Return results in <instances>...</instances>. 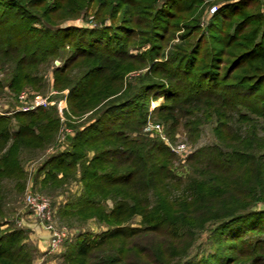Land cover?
<instances>
[{"label":"trees","instance_id":"trees-1","mask_svg":"<svg viewBox=\"0 0 264 264\" xmlns=\"http://www.w3.org/2000/svg\"><path fill=\"white\" fill-rule=\"evenodd\" d=\"M217 2L202 31L203 0H0V69L8 67L0 94L6 86L14 94L44 92L43 71L66 53L51 73L52 87L68 90L70 116L103 103L75 128L68 148L31 174L22 154L57 144L56 108L0 114V219L10 195L24 201L28 178L40 194L73 181L75 193L65 187L58 205L51 203L54 214L107 229L75 231L60 244V264H264V209H254L264 203V4ZM93 7L99 26L59 27ZM181 29L180 42L160 60L165 39ZM131 46L147 49L131 54ZM131 63L147 69L124 81L137 68ZM160 97L154 109L171 137L182 126L197 138L201 125L215 121L217 143L186 157L191 172L183 180L170 147L139 132L148 102ZM2 223L0 264H33L38 248L26 230ZM205 228L221 244L196 260L187 252ZM250 230L262 235L244 236Z\"/></svg>","mask_w":264,"mask_h":264},{"label":"rangeland","instance_id":"rangeland-1","mask_svg":"<svg viewBox=\"0 0 264 264\" xmlns=\"http://www.w3.org/2000/svg\"><path fill=\"white\" fill-rule=\"evenodd\" d=\"M231 1H237V0H231ZM205 6L204 9L200 15V27L202 29V31H204V29L207 26V23L209 21L210 16L207 13V9L211 4H217L220 5L219 2H217V0H203ZM261 3V7L264 4V0H260ZM96 6V5H94ZM95 12V7H93V9H90L88 11L87 14H83L80 13L79 15H77L75 18L73 17H67V18H63V20H60V23L58 24L59 27H63V26H67V25H76V26H86V27H95V26H99V23L97 20H95L93 13ZM104 24H109L108 20H105L101 25ZM57 25V26H58ZM182 28V27H180ZM183 29L181 30H176L172 36H168L165 39V42L163 43L162 47L163 49V56L162 58H160V60L166 59L168 54L173 50V48L180 42L179 41V35L182 34ZM146 35H143V38L145 40V38L147 37L148 33H145ZM133 46V45H132ZM130 47L129 48V52L131 54H139L141 52H144L147 48H145L144 46L142 47ZM65 50H69L71 49V46H67L65 45ZM66 55V53H62L60 57L55 58L51 63H50V67L46 68L45 71H43V76L46 82V89L44 90V92H36L34 90H32L31 87H25L23 88L19 93L14 94L11 91L8 90V87L6 86L4 89L3 94H0V114H10L14 111H16V109L22 105V103L19 101L18 99V95L21 92H25L27 95V99H26V105H31L33 104L35 98H47V104L43 105L42 107L48 109L49 107H55L57 114L59 115V125L60 127L58 128L57 134H56V143L53 145V148L48 147V149L44 150V152H38L35 154H29L24 152L22 154V157H25V167L28 169V171L33 173L32 169L35 168L36 165L40 164L42 162V160L48 156L49 154H53L55 152H57L56 150L60 149H66L68 148V145L71 141V137L73 136L74 132H75V128L76 127H80V126H84L86 123H88L89 120L93 119L91 117L94 116L95 111L100 108V106H102L103 103H101L98 108H94L91 111L86 112L83 115L80 116H70L69 110H68V105L66 102V94L68 92L67 89H63L62 91H57L56 89H54L52 87V73H51V68L54 67H58L62 64L63 59L65 58L64 56ZM133 63L130 64L131 67H137V66H144L146 65V63L140 65L139 63H135L134 65H132ZM147 69V67H137V68H132L130 69V71L126 72V74L124 75V81L127 80H131L132 78L141 76L144 74L145 70ZM8 73V67L6 66L4 69H0V81H2L5 77L6 74ZM138 75V76H137ZM126 81V82H127ZM124 91V92H123ZM127 91V89L125 88V82L122 88L123 93L121 94H125V92ZM118 95V94H117ZM163 98H156V99H152L151 101L148 102V105L146 107V122L147 120L150 122H155V123H159L161 125V132H147L145 130V124L143 125V127L141 128V130L139 132L141 133H145V134H149V137L152 138H159L161 140H163V142L166 145H171L174 148L176 147V145L178 144H184L185 145V149L183 151H177L174 152V158H173V169L175 170V172L177 171V173H179V179H184V175H187L191 172L190 168H189V164L187 162H185V159L188 155H190L192 152H195L197 149H200L202 147H207V146H212L213 144L217 143V140L214 136V132L213 129L215 127V121L210 122V123H205L203 125L200 126L199 128V136L197 138H194L193 136L190 137V134H188V132L182 127L180 126L177 131L175 132V134L171 137L168 135L167 133V126L165 125V123H163L161 121V119L159 118V115L157 112H155V107L158 106L160 103L163 102ZM73 125H75V127H73ZM92 151L88 152V155H91ZM28 172V174H29ZM184 176V177H183ZM32 178H28L27 179V183H26V189L25 191L29 188L31 189V180ZM73 181L66 185L65 187L68 188L69 192H71V194L75 193L76 191V187L77 186H72ZM65 187L58 189L56 191H44L41 192V194L43 196H45L46 198L49 199L50 203L52 202H56L57 205L60 202V200H62V196H60L61 191H63L65 189ZM71 187V188H69ZM38 189V186H37ZM60 194V195H58ZM63 195V194H62ZM10 202L8 204H6V208H5V212H6V217L5 220H7V223H15V225L12 226H17V227H21L24 228L26 231V237H27V242L29 243V245H36V241L33 238V235L31 234V229L33 227V225L36 223L39 226H41L39 224V222L37 221L36 218H34L33 216V212L32 210L27 207L25 205V202L22 200V196H19V198H17L15 195H10ZM109 205H111V203H108ZM56 211V208H54ZM254 209L256 210H263L264 209V203H258L256 205V207H254ZM55 225L58 228H62L64 227L66 229V236L64 238L65 239H69L72 237V234L77 231V230H88L90 232H92L93 234H99L101 232H103L104 230H106V226L104 224H100L97 221L90 219L85 223H78V222H73L68 223L66 219H60L58 218L55 214ZM4 218L0 219V223H2V221L4 220ZM140 221L139 217H135L132 221L131 224L132 225H138ZM3 224V223H2ZM69 227H68V226ZM11 226H8L7 224H3L1 225V229L5 230L10 228ZM41 228L43 229V227L41 226ZM44 230V229H43ZM46 231V230H45ZM197 233V231H196ZM199 235L197 236V234L194 237V241H192V244L190 245L189 249H188V254L191 257H195L196 255V260H200V258L202 256H207L209 253L213 254L217 247L221 244V240L219 239V237H213L211 240L207 239V236H209V231L207 228L203 229L200 231V233H198ZM260 234L262 235V233H257L255 231H248L246 233H244V236H252V235H257ZM69 237V238H67ZM151 239L150 236L148 237H143V238H139L138 241L140 242H144L147 243V241L149 242ZM48 243V240H47ZM47 243L45 245V248L43 250H39L35 256V259L33 261V264H60V253L64 250V244H62L56 251L53 252H48L47 251ZM38 248V247H37Z\"/></svg>","mask_w":264,"mask_h":264},{"label":"built area","instance_id":"built-area-1","mask_svg":"<svg viewBox=\"0 0 264 264\" xmlns=\"http://www.w3.org/2000/svg\"><path fill=\"white\" fill-rule=\"evenodd\" d=\"M218 8L217 4H211L208 9L207 13L209 16H211ZM19 101L22 103L16 111H29L34 109L38 106L46 105L47 98H35L33 104L26 105V99L27 95L25 92H21L18 95ZM145 130L147 132H161V125L159 123L150 122L147 120L145 125ZM170 149L174 152L183 151L185 149L184 144H178L174 148L173 146L169 145ZM24 202L27 207H29L32 210V214L34 218L37 219L39 224L43 227L44 230L48 233V243H47V251L53 252L56 251L62 241L64 240L66 236V229L64 227L58 228L55 225V216H54V210L51 206V203L48 198L43 196L42 194L32 191L31 189H27L24 194Z\"/></svg>","mask_w":264,"mask_h":264},{"label":"crops","instance_id":"crops-1","mask_svg":"<svg viewBox=\"0 0 264 264\" xmlns=\"http://www.w3.org/2000/svg\"><path fill=\"white\" fill-rule=\"evenodd\" d=\"M31 230V234L36 241V246L40 251L43 250L48 240V233L36 223L33 225Z\"/></svg>","mask_w":264,"mask_h":264}]
</instances>
